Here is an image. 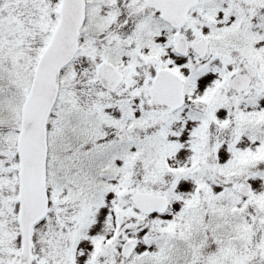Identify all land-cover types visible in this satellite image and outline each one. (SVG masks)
<instances>
[{
  "label": "snow or ice",
  "instance_id": "6c2138e0",
  "mask_svg": "<svg viewBox=\"0 0 264 264\" xmlns=\"http://www.w3.org/2000/svg\"><path fill=\"white\" fill-rule=\"evenodd\" d=\"M0 264H264V0H0Z\"/></svg>",
  "mask_w": 264,
  "mask_h": 264
}]
</instances>
